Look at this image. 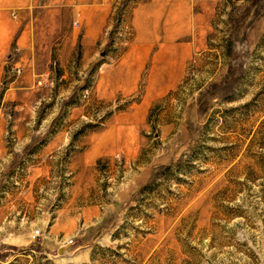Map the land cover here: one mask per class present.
<instances>
[{
	"label": "rangeland",
	"instance_id": "374dc122",
	"mask_svg": "<svg viewBox=\"0 0 264 264\" xmlns=\"http://www.w3.org/2000/svg\"><path fill=\"white\" fill-rule=\"evenodd\" d=\"M39 4L0 81V264H264V0Z\"/></svg>",
	"mask_w": 264,
	"mask_h": 264
},
{
	"label": "crops",
	"instance_id": "0c3cea01",
	"mask_svg": "<svg viewBox=\"0 0 264 264\" xmlns=\"http://www.w3.org/2000/svg\"><path fill=\"white\" fill-rule=\"evenodd\" d=\"M40 0H0V81L5 75L7 68L5 56L8 55L13 42L20 48H26L31 42V29L24 23L23 18L27 11L40 15ZM16 11V20L12 18L11 12ZM38 11V12H36ZM5 90V87H2ZM5 129V125L0 124V131Z\"/></svg>",
	"mask_w": 264,
	"mask_h": 264
},
{
	"label": "built area",
	"instance_id": "2783aa9c",
	"mask_svg": "<svg viewBox=\"0 0 264 264\" xmlns=\"http://www.w3.org/2000/svg\"><path fill=\"white\" fill-rule=\"evenodd\" d=\"M74 22H75L76 24L79 23L77 19H76ZM17 71L20 72V69H17ZM39 234H40V230L35 231L34 234H33L34 238L37 237V236H39Z\"/></svg>",
	"mask_w": 264,
	"mask_h": 264
},
{
	"label": "water",
	"instance_id": "95a60500",
	"mask_svg": "<svg viewBox=\"0 0 264 264\" xmlns=\"http://www.w3.org/2000/svg\"><path fill=\"white\" fill-rule=\"evenodd\" d=\"M63 250L61 249L60 252H62Z\"/></svg>",
	"mask_w": 264,
	"mask_h": 264
}]
</instances>
